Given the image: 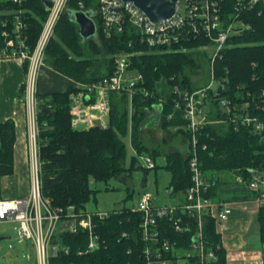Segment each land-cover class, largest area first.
I'll return each mask as SVG.
<instances>
[{"label":"trees","instance_id":"trees-1","mask_svg":"<svg viewBox=\"0 0 264 264\" xmlns=\"http://www.w3.org/2000/svg\"><path fill=\"white\" fill-rule=\"evenodd\" d=\"M97 3V0H69L56 26L55 39L47 43L44 63L47 62L55 71L74 82L90 84L112 73L113 56L133 53L130 68L143 75L144 83L141 85L150 96L137 92L129 104L126 93L111 92L108 124L85 130L74 129L70 123L71 98L79 88L69 86L61 92L37 93L36 157L41 195L54 208L73 206L77 210H87L86 204L97 192L91 187L93 183H107L121 175L130 177L133 170L141 169L135 153L129 166L125 165L126 148L122 137L128 129L131 147L137 155L147 154L154 160L160 157L155 148H149L142 141L139 133L151 110L157 109L156 121L160 128L183 136L188 143L186 153L168 152L163 165L171 176L170 194L183 199L185 190L192 183L188 165L192 150L191 134L186 129L183 111L174 107L176 96L170 91L163 97L166 91H159V85L163 82L167 90L174 85L189 90L200 88L190 83L189 75L205 62L207 54L197 52L196 48L207 42L190 40L179 46L180 51L160 50L158 53L138 43L130 26H125L123 32L106 37L102 33ZM231 3L232 0L225 1L227 6ZM79 4H82L81 8ZM78 10L94 17L96 38L83 40L79 35L72 16ZM2 11L8 13V18L21 12L20 17L27 24L28 44L33 48L47 15L41 0H24L21 4L0 0ZM241 19L250 25V30L233 38L230 48L213 63L215 78L225 84L219 95L228 101L229 107L227 111L211 107L208 114L214 120L224 121L208 125L196 134L194 151L201 164L200 170L203 177L212 182L203 196L214 202L249 201L264 194V185L258 182L256 190L249 187L255 181L252 171L261 170L264 164V132L258 133L250 127L237 126L229 121L230 115L245 109L259 118L264 117V5L246 12ZM206 60L209 62L210 59ZM13 129L9 121L0 123V177L13 171ZM205 218L203 232L206 248L216 254L215 264H226L215 219L210 216ZM140 220L138 212L127 208L111 212L104 219L95 217L94 233L98 236L99 246L90 252H86L89 241L87 231L80 229L73 234L59 233L52 241L68 248V253L60 250L49 264H145L142 255L145 244L139 235ZM255 221L260 240L264 242V199ZM160 222L161 235L177 247L187 248L192 242L193 223L185 234L179 236L173 232L166 218ZM168 264L178 262L170 260Z\"/></svg>","mask_w":264,"mask_h":264},{"label":"built area","instance_id":"built-area-1","mask_svg":"<svg viewBox=\"0 0 264 264\" xmlns=\"http://www.w3.org/2000/svg\"><path fill=\"white\" fill-rule=\"evenodd\" d=\"M7 1L21 4L24 0ZM50 1L51 8L45 15L33 48L28 44L27 24L20 17L21 12L12 14L11 18H8L7 12H0V61L19 59L26 67L25 102L30 118L31 144L29 195L24 199L0 198V223H18V242H32L37 264H49L50 259L57 256L60 250L68 253V248L52 241L59 233L73 234L80 229L85 230L89 237L86 252L97 249L99 244L98 236L94 233V218L104 219L109 213L117 211H82L73 206L66 209L54 208L41 195L39 163L36 157L37 83L44 64L47 43L53 38L55 26L65 12L69 0ZM225 1L228 0H179L175 14L157 24L151 22L139 9L122 0H97V14L104 36L110 37L113 33L123 32L125 26H130L138 43L158 53L160 50L180 51L179 46L186 41L201 39L207 43L197 45L196 49L206 52L211 63L210 78L205 86L189 90L174 85L168 90L176 96L174 107L183 111L186 129L191 134L192 150L188 165L192 183L185 190L183 200L179 203L158 207L151 202L148 194H143L137 209H132L141 216L139 235L145 244L142 253L145 264H168L170 260L178 263L182 260L187 264H215L216 254L206 248L203 222L206 216L213 217L216 223L223 222L234 206L232 202H214L203 196L212 182L206 180L200 170L201 164L197 152L194 151L197 143L196 134L208 125L224 121L214 120L208 114L211 107L220 111H227L229 107L228 101L219 95L225 84L215 78L213 63L230 48L233 38L250 30V25L242 20L241 16L263 6L264 0H232L229 6ZM79 6L81 8L82 4ZM133 55L120 53L113 56L114 70L109 76L90 84H76L79 91L72 96L70 108L72 128L86 130L96 125L105 127L107 125L105 118L110 112L111 92L126 93L129 104L137 92L150 96L147 89L141 85L144 83L143 75L130 68ZM162 83L160 82L159 86ZM229 121L237 126L250 127L258 133L264 132V117L252 115L246 109L230 115ZM133 152L137 156L138 166L142 169L155 168V160L151 156L137 155L134 150ZM249 187L256 190L258 183L252 181ZM263 199L264 194L261 193L258 200ZM165 218L173 232L179 236L188 231L190 223L194 224L192 242L187 248L177 247L175 243L161 235L160 221Z\"/></svg>","mask_w":264,"mask_h":264},{"label":"crops","instance_id":"crops-1","mask_svg":"<svg viewBox=\"0 0 264 264\" xmlns=\"http://www.w3.org/2000/svg\"><path fill=\"white\" fill-rule=\"evenodd\" d=\"M25 65L16 59L0 61V123L11 122L14 130L13 171L0 177V198L20 199L29 195L31 187L29 115L25 102ZM75 82L55 71L45 62L38 78L37 93L61 92ZM148 119L156 121V111ZM183 199L178 196L177 203ZM232 212L216 223L221 234L226 264H264V242L260 240L255 221L261 200L235 202Z\"/></svg>","mask_w":264,"mask_h":264},{"label":"rangeland","instance_id":"rangeland-1","mask_svg":"<svg viewBox=\"0 0 264 264\" xmlns=\"http://www.w3.org/2000/svg\"><path fill=\"white\" fill-rule=\"evenodd\" d=\"M55 36L54 30V36L50 40H54ZM197 52L201 51L197 50ZM194 57L198 58L196 55ZM206 59H208L207 55L204 57L205 62L203 65L194 69L189 75V81L194 86H205L209 81L211 63L210 60L208 62ZM76 84L78 83L75 82L77 88ZM163 90L166 91L165 94L161 93L164 97L168 92L164 83L159 86V91L163 92ZM105 121L108 124V117L105 118ZM139 133L140 138L149 148H155L160 153V157L155 159V168L135 169L130 177L121 175L110 179L107 183H93L91 187L97 192L94 198H91L86 204L87 210L105 212L123 210L124 208L136 210L143 194H148L151 202L158 207L177 203L178 196L170 194L168 189L170 173L163 165H165V155L168 152L181 151L186 153L188 148L186 139L179 134H170L164 131L158 124L154 121L151 122L149 119L140 126ZM122 141L126 148L125 165L129 166L131 157L134 155L130 143L129 129L122 137ZM142 183H144L143 188H141ZM18 227L19 225L16 222L0 223V238H6L0 240V264H37L32 242H18ZM178 264H187V262L181 260Z\"/></svg>","mask_w":264,"mask_h":264},{"label":"water","instance_id":"water-1","mask_svg":"<svg viewBox=\"0 0 264 264\" xmlns=\"http://www.w3.org/2000/svg\"><path fill=\"white\" fill-rule=\"evenodd\" d=\"M144 13L147 18L153 23H160L175 14L176 7L179 0H122ZM42 5L46 11L51 8L50 0H41ZM73 20L77 25L78 33L83 40H88L89 38H96L97 27L94 17L86 14L82 10L73 12ZM264 164L261 165V170H253V179L259 184L264 185ZM144 187V183L141 184V188ZM6 239L5 237L0 238V240Z\"/></svg>","mask_w":264,"mask_h":264}]
</instances>
